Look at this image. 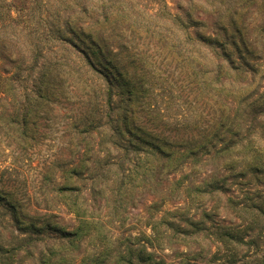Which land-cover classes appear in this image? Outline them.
Instances as JSON below:
<instances>
[{
    "label": "rangeland",
    "instance_id": "rangeland-1",
    "mask_svg": "<svg viewBox=\"0 0 264 264\" xmlns=\"http://www.w3.org/2000/svg\"><path fill=\"white\" fill-rule=\"evenodd\" d=\"M4 23L63 26L115 80L108 104L57 44L0 59V264L264 262V0H0Z\"/></svg>",
    "mask_w": 264,
    "mask_h": 264
},
{
    "label": "trees",
    "instance_id": "trees-1",
    "mask_svg": "<svg viewBox=\"0 0 264 264\" xmlns=\"http://www.w3.org/2000/svg\"><path fill=\"white\" fill-rule=\"evenodd\" d=\"M2 26V32L3 34H1L0 31V59L3 61H9L10 64L12 65L13 68L18 69V62L16 59L13 58V56H16L18 54V51H23L24 53H26L27 51H30L32 54H34V57H38V56H42V51H43V47L46 45H49L50 47L54 44L63 46L64 51H69L70 55H68L66 58L68 60V63L73 65L75 64L76 66H78V68H80V70L83 73V65H84V69H85V76H86V81L90 82V84L94 87H98L101 86L98 83L99 77L102 78L106 84L108 85V93H106L109 96L108 99V104L109 102H111V93H112V87L111 84L113 83L114 79V75L112 74V72L110 70H102L99 69L97 64L94 62L93 58L89 56V54L84 50V49H79L75 43L69 39L65 32L63 31V26L60 27V29L54 31V32H50L48 31L47 34L42 33L41 34V38L38 40H32L30 43L26 44V43H22L19 41V39L13 37V35L15 33H18V26H16L15 24L12 23H4ZM27 27V31H28V36L31 37H35L36 34L38 33V29L36 27L33 26H28ZM63 28V29H62ZM23 32V31H21ZM4 33L6 34L4 36ZM53 33V35H51ZM27 38V37H25ZM34 41V42H33ZM56 60H60V58L56 57ZM55 62V61H54ZM51 65V64H50ZM107 65L111 66L113 65V61L110 59L109 62H107ZM11 81L14 83L15 79L14 77H10ZM19 87L16 90V87H12L11 88V95L13 97L14 100H19L20 101H27V102H31L32 100L36 99H48L49 94L47 92V87H44V83L41 82L39 85V88L37 89V92L32 94V91L30 90V92H23L20 93L18 92ZM28 110L29 108L26 107ZM28 115V112L24 113L23 118L25 119ZM133 130L130 129L128 131L129 134H133ZM151 139V148H154V150L156 152H158L159 154H161L164 157L170 158L174 155L173 152H164L162 150L161 147H159L158 145H156L155 141ZM149 143V142H148ZM189 153H194L193 151H190ZM60 189H68L67 187H63ZM193 227H196L195 224H191ZM220 230H225L224 228H221ZM220 236L218 237L219 242L226 243V240L228 239V234L225 231H221L220 232ZM264 262H261L260 264H263Z\"/></svg>",
    "mask_w": 264,
    "mask_h": 264
}]
</instances>
